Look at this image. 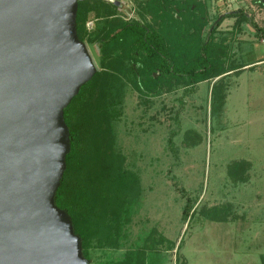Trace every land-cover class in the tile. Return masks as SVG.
I'll use <instances>...</instances> for the list:
<instances>
[{
  "label": "rangeland",
  "instance_id": "obj_1",
  "mask_svg": "<svg viewBox=\"0 0 264 264\" xmlns=\"http://www.w3.org/2000/svg\"><path fill=\"white\" fill-rule=\"evenodd\" d=\"M122 2L117 15L143 18L141 0ZM102 23L94 12L87 20L89 29ZM94 38L95 33L84 41L101 68L100 42ZM245 41L243 46H250ZM233 42H225L228 49L220 46L218 61L225 66L231 64ZM254 56L245 53L241 59ZM263 72L246 69L216 85L206 79L188 90L178 82L161 94L123 85L122 101L115 102L120 113L113 120L115 168L122 166L138 182L124 201L121 228L92 237L88 255L82 240L85 264H264L257 255L264 250ZM172 131L175 150L169 143ZM243 160L249 162L246 178L235 181L230 165ZM188 196L194 212L186 216ZM150 235L155 241L144 248Z\"/></svg>",
  "mask_w": 264,
  "mask_h": 264
},
{
  "label": "water",
  "instance_id": "obj_2",
  "mask_svg": "<svg viewBox=\"0 0 264 264\" xmlns=\"http://www.w3.org/2000/svg\"><path fill=\"white\" fill-rule=\"evenodd\" d=\"M78 5L0 0V264L86 262L55 201L71 148L65 107L98 69Z\"/></svg>",
  "mask_w": 264,
  "mask_h": 264
},
{
  "label": "trees",
  "instance_id": "obj_3",
  "mask_svg": "<svg viewBox=\"0 0 264 264\" xmlns=\"http://www.w3.org/2000/svg\"><path fill=\"white\" fill-rule=\"evenodd\" d=\"M140 3L143 18L126 19L116 14L115 2L79 0L78 34L84 40L95 33L94 39L100 42L102 51L101 68L82 84L65 107L71 148L55 201L71 215L86 255L92 237L107 235L115 225L121 228L124 201L138 182V177L122 166L115 168L119 154L113 146V120L120 113L115 102L122 101L123 85L130 82L140 93L161 94L174 89L178 82L187 90L195 89L198 82L224 73L228 68L218 61L224 43L216 37L219 25L228 15H236L235 27L240 28L242 22L248 21L264 36V26L245 8L221 13L211 22L206 0ZM92 12L103 18L101 25H94L97 34L95 28L87 26ZM207 25L210 27L205 34ZM225 48L228 49L226 44ZM116 84L119 87L114 94ZM174 135L172 131L169 137L173 150ZM247 164V160L231 163L235 181L246 178L243 170ZM192 207L188 196L184 206L186 216L193 214ZM211 214L212 218H223ZM153 239L154 236H147L143 247L151 248Z\"/></svg>",
  "mask_w": 264,
  "mask_h": 264
},
{
  "label": "crops",
  "instance_id": "obj_4",
  "mask_svg": "<svg viewBox=\"0 0 264 264\" xmlns=\"http://www.w3.org/2000/svg\"><path fill=\"white\" fill-rule=\"evenodd\" d=\"M216 2L219 6L214 7V0H209L208 10L211 22L214 21L215 18L221 13L232 11L238 8H245L250 14H254L255 19L260 25L264 26V0H217ZM245 2H247V4L244 5ZM216 11L219 12L214 17L213 12L217 13ZM235 20L236 15H228L219 25V31L217 32L216 40L221 42L224 40L226 43L230 39L234 41L231 45L232 59L230 60L231 64H227L228 70L216 76L215 78L209 79L211 83L215 82L218 77L222 78L233 73L239 74L246 69L255 70L257 67V71L264 70V36L259 34L256 28L248 21L242 22L240 28L235 27ZM245 40L250 42V46H243V44L247 42ZM225 42L223 43L225 44ZM252 43L255 44V46H252ZM245 53H249L251 55L254 53L255 56L252 59L245 61L241 59ZM233 56L235 58H233ZM199 83L200 82H198V84ZM261 233L262 231L257 232V237H259ZM259 254H261L264 259V250H257V255ZM259 264L262 263L260 262Z\"/></svg>",
  "mask_w": 264,
  "mask_h": 264
},
{
  "label": "built area",
  "instance_id": "obj_5",
  "mask_svg": "<svg viewBox=\"0 0 264 264\" xmlns=\"http://www.w3.org/2000/svg\"><path fill=\"white\" fill-rule=\"evenodd\" d=\"M92 23H93V20H89V21H88V26L91 27L90 24H92Z\"/></svg>",
  "mask_w": 264,
  "mask_h": 264
}]
</instances>
